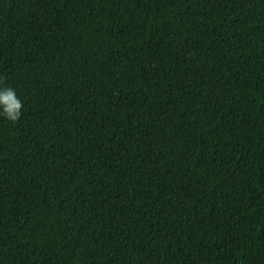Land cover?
I'll list each match as a JSON object with an SVG mask.
<instances>
[{
  "label": "trees",
  "instance_id": "obj_1",
  "mask_svg": "<svg viewBox=\"0 0 264 264\" xmlns=\"http://www.w3.org/2000/svg\"><path fill=\"white\" fill-rule=\"evenodd\" d=\"M0 264H264V0H0Z\"/></svg>",
  "mask_w": 264,
  "mask_h": 264
},
{
  "label": "clouds",
  "instance_id": "obj_2",
  "mask_svg": "<svg viewBox=\"0 0 264 264\" xmlns=\"http://www.w3.org/2000/svg\"><path fill=\"white\" fill-rule=\"evenodd\" d=\"M23 107V102L18 98L15 89L0 87V117L15 125L21 119Z\"/></svg>",
  "mask_w": 264,
  "mask_h": 264
}]
</instances>
